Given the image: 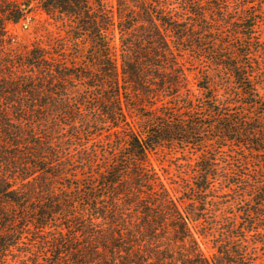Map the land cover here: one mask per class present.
<instances>
[{
  "label": "trees",
  "instance_id": "obj_1",
  "mask_svg": "<svg viewBox=\"0 0 264 264\" xmlns=\"http://www.w3.org/2000/svg\"><path fill=\"white\" fill-rule=\"evenodd\" d=\"M35 7L65 36L17 41ZM262 26V0H0V264H264ZM162 147L201 153L187 203L152 165Z\"/></svg>",
  "mask_w": 264,
  "mask_h": 264
},
{
  "label": "rangeland",
  "instance_id": "obj_2",
  "mask_svg": "<svg viewBox=\"0 0 264 264\" xmlns=\"http://www.w3.org/2000/svg\"><path fill=\"white\" fill-rule=\"evenodd\" d=\"M35 6V5H34ZM262 6L264 10V0H262ZM262 29L264 27L262 26ZM9 33L28 48L38 41L47 42L54 37L65 36V30L61 22H57L55 19L47 16L44 12L34 8L33 12L28 15L27 19L19 23L18 25H9ZM264 37V36H263ZM188 72L191 87L196 89V78L199 77V71L201 69L200 63L190 57L185 56L183 60ZM214 77V86L217 89L219 97H223L227 93V89H232L234 86L231 83H224L218 79L214 72H209ZM223 85V86H221ZM227 87V88H226ZM226 88V89H225ZM133 122L135 129H140V119H129ZM237 147L226 148L225 153L221 154L218 161V168L222 173L218 177L215 184L214 195L215 201L222 203L221 207L225 210L229 205L239 202L241 199L234 197L232 188L229 183H233L235 180L232 170L236 168L234 165L241 159L242 153ZM251 159V165H249V171H253L258 162ZM151 162L163 184L171 192L175 199H180L182 203L188 202V197L192 192L190 188L194 187L196 183V170L201 162V153L190 150L180 149L179 147H162L151 156ZM225 171V172H224ZM239 171V170H238ZM240 173H247L246 171H239ZM225 173V174H224ZM228 173V175H227ZM239 174V173H238ZM247 198V197H246ZM181 203V204H182ZM202 249L208 257L213 254L212 246L206 240H200Z\"/></svg>",
  "mask_w": 264,
  "mask_h": 264
}]
</instances>
